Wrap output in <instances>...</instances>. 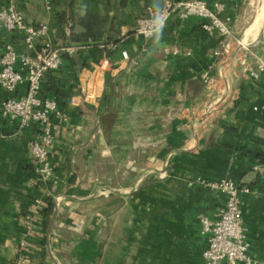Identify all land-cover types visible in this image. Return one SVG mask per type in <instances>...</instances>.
<instances>
[{
    "label": "crops",
    "instance_id": "obj_1",
    "mask_svg": "<svg viewBox=\"0 0 264 264\" xmlns=\"http://www.w3.org/2000/svg\"><path fill=\"white\" fill-rule=\"evenodd\" d=\"M121 1L115 42L79 47L68 46L58 15L69 2L76 14L104 15L100 0H0V11L12 6L27 25H48L56 48L78 47L51 73L67 96L43 83L59 109L50 182L35 176L28 149L38 127L21 130L1 115L27 86L0 89V264H204L200 219L218 220L225 205L205 183L222 179L249 190L240 195L244 225L255 264H264V74L248 71L264 59L263 1L204 0L225 5L227 39L173 15L150 40L135 33L136 21L166 0ZM6 45L29 53L22 33L2 28L0 55Z\"/></svg>",
    "mask_w": 264,
    "mask_h": 264
},
{
    "label": "built area",
    "instance_id": "obj_2",
    "mask_svg": "<svg viewBox=\"0 0 264 264\" xmlns=\"http://www.w3.org/2000/svg\"><path fill=\"white\" fill-rule=\"evenodd\" d=\"M224 11L223 3L210 6L204 0H166L159 9L150 6L146 8L145 14L136 21L135 33L144 40H150L163 31L170 17L176 15L183 21L200 19L205 33L227 39L231 36L230 19L223 16ZM2 28L12 33H22L29 53L19 54L12 45H6L0 55V89L14 93L20 86H27L25 95L11 97L2 103L1 115L4 119L17 123L21 130L32 125L38 127V138L29 143L28 149L35 176L39 181L50 182L54 178V168L49 152L54 143L55 131L51 115L59 114V109L54 99L43 96V83L48 72L61 69L62 55H73L78 47L56 48L49 39L48 25H27L22 13L12 6L0 11V29ZM238 44L242 50H249V44ZM121 56L124 62L138 64L136 59H130L127 51H123ZM110 67L111 63L106 58L98 65V70L103 73ZM248 71L255 78L264 74V59L258 57L255 66L249 67ZM202 82L208 93L215 84L209 72L202 76ZM262 146L264 148V138ZM205 185L210 190L223 194L225 205L218 220L212 221L206 216L200 219L201 234L207 244L202 255L203 263L255 264L240 204V195L249 190L225 179L207 182ZM37 204L41 206L39 201ZM20 264H27L26 259H22Z\"/></svg>",
    "mask_w": 264,
    "mask_h": 264
},
{
    "label": "trees",
    "instance_id": "obj_3",
    "mask_svg": "<svg viewBox=\"0 0 264 264\" xmlns=\"http://www.w3.org/2000/svg\"><path fill=\"white\" fill-rule=\"evenodd\" d=\"M100 1L105 6L104 15L91 13L89 11L84 15L76 14L73 12L71 2L66 5L67 10L58 15V20L63 28L69 27L71 30L69 35H64V39L68 41V46L106 47L115 42L116 36L120 34L116 20L121 13L119 11L120 9L117 8L123 7L125 2L120 0L117 4L111 5L110 0ZM110 12H114L113 16H110ZM68 56L65 54L62 55L63 66ZM51 73L52 72H48L45 75L44 81L55 95L66 97L67 93L59 86V81L51 77ZM262 162H264V159ZM52 211L53 207L50 206L44 211L45 217L48 218L52 214Z\"/></svg>",
    "mask_w": 264,
    "mask_h": 264
},
{
    "label": "bare ground",
    "instance_id": "obj_4",
    "mask_svg": "<svg viewBox=\"0 0 264 264\" xmlns=\"http://www.w3.org/2000/svg\"><path fill=\"white\" fill-rule=\"evenodd\" d=\"M263 1V3H262V12H261V10H260V14H259V17H258V21H261L263 18H264V0H262ZM258 23V22H257ZM254 26V25H253ZM256 27V26H255ZM260 30V29H259Z\"/></svg>",
    "mask_w": 264,
    "mask_h": 264
}]
</instances>
